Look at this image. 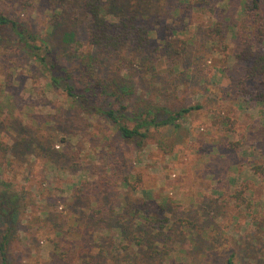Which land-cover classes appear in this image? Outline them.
Segmentation results:
<instances>
[{
    "label": "rangeland",
    "instance_id": "374dc122",
    "mask_svg": "<svg viewBox=\"0 0 264 264\" xmlns=\"http://www.w3.org/2000/svg\"><path fill=\"white\" fill-rule=\"evenodd\" d=\"M249 1L108 0L110 19L137 17L159 47L153 74L135 61L119 72L135 91L124 102L127 124L137 106L141 118L198 107L177 127L150 128L140 147L83 113L64 82H51L0 30V141L9 147L0 193L19 200L9 264H264V76L248 78L249 64L236 58V32L264 52V0L247 20ZM20 5L0 0V13L38 37L48 67L58 65L53 75L71 77L78 92L86 54L101 77L117 63L87 45L78 0ZM179 41L186 58L169 73L163 47ZM149 215L168 219L162 242ZM4 228L0 221V236Z\"/></svg>",
    "mask_w": 264,
    "mask_h": 264
},
{
    "label": "trees",
    "instance_id": "16d2710c",
    "mask_svg": "<svg viewBox=\"0 0 264 264\" xmlns=\"http://www.w3.org/2000/svg\"><path fill=\"white\" fill-rule=\"evenodd\" d=\"M22 10L31 7L32 0H18ZM64 1V0H57ZM80 8L85 17L86 42L90 48H96L103 57L111 58L117 56V63L109 67L104 77L97 73V59L92 57L90 53L86 54L85 59L78 61V75L74 77V82L80 88L77 90L70 84L71 77L65 75L60 79L53 75V70L58 66L57 63H50L48 67L47 57L49 51L40 54L41 48L37 45L38 37L23 28L22 24L8 18L0 13V30H8L14 37L16 43L25 51L39 66L47 68L50 73L51 82L59 84L64 82L63 87L67 96L71 98L76 106H80L83 113L91 115L96 113L109 122L124 139L129 140L140 147L142 141L148 137L150 128H160L168 125L177 127L176 122L179 118L198 107L181 109L172 112L168 117H161L158 113L153 114L151 110H147L149 118H141L142 107L137 106V114L133 113L134 119L132 126L127 124L125 118L126 107L124 102L134 96L133 87L128 85L125 77L119 75V72L126 68L125 65L136 66L145 74L154 73V62L159 55V47L151 46L149 40V32L147 27L137 22V17H118L115 20L109 18L107 11L108 0H78ZM260 0H250L245 3L246 16H255L259 10ZM218 26V27H217ZM216 32H221L220 25H216ZM235 36L240 45V52L236 55L238 61L246 62L249 66L245 72L247 77L253 79L255 77L264 76V52L261 50H253L252 39L243 32H236ZM262 41V40H261ZM45 47L42 49L44 50ZM186 42H166L163 47L165 59L169 62V73L175 71L180 61L186 58ZM129 53L133 58L127 60L125 54ZM127 60V62H126ZM76 62V60H75ZM127 63V64H126ZM68 82V83H67ZM1 90V89H0ZM145 104H150L146 102ZM160 108H158V112ZM9 151L8 145L0 141V164L5 159L6 153ZM126 181H128L126 179ZM127 183V182H126ZM129 185V184H127ZM236 200L241 199V192L235 194ZM104 206L96 208L93 215L101 214ZM102 209V210H101ZM19 211V200L16 195L8 193L4 189L0 193V221L5 226L0 236V264H9L8 246L12 233L16 227L17 214ZM147 222L152 224V229L157 233L154 239L162 242L160 237L165 223L168 219H150ZM120 235L122 231L119 230Z\"/></svg>",
    "mask_w": 264,
    "mask_h": 264
}]
</instances>
